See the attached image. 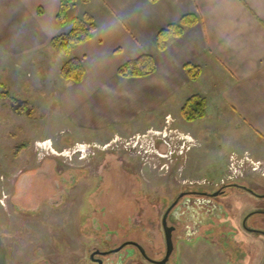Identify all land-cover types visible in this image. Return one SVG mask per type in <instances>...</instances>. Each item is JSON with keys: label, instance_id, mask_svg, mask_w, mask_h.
I'll list each match as a JSON object with an SVG mask.
<instances>
[{"label": "rangeland", "instance_id": "1", "mask_svg": "<svg viewBox=\"0 0 264 264\" xmlns=\"http://www.w3.org/2000/svg\"><path fill=\"white\" fill-rule=\"evenodd\" d=\"M80 12L78 7L70 16L80 15ZM67 60L66 55L51 47L22 57H10L0 49L1 88L28 101L33 108L31 114L18 115L10 100L0 98V256H6L7 264H79L81 258H87L86 249L92 244L87 239L94 236L103 239L102 247L139 235L151 247L164 245L165 236L158 225L146 218L155 212L143 185L152 189L149 191L165 186L168 166L163 167L164 159L153 160L154 155L144 156L138 148L122 144L131 140L134 132L121 136L118 143H111L109 138L98 141L91 136L72 134L65 126L67 121L59 105V87L62 89L67 82L71 83L61 76V68ZM211 112L213 114L214 110ZM227 113L219 115L218 122L212 120L213 124L199 121L190 125L193 129L187 130L186 137L193 138L196 146L191 153L187 152L185 163L182 162L184 166H189V157L196 155L202 159L199 169L202 175L214 174L210 168H216L225 177L229 170L234 172L230 168L231 155L237 154L238 158L250 155L259 160L254 157L256 142L247 134V128H221ZM158 115L144 113L142 119L165 127L167 118L163 121V115ZM186 122L181 117L177 123L173 119L168 126L177 129L181 124H188ZM148 130L143 129L141 133ZM46 139H50L46 145L58 151L73 147L77 142L97 141L101 147L87 160L79 158L78 153L73 160H68L69 157L54 150L37 149V141ZM104 144H108L105 149ZM242 162L237 161L238 171L243 165L253 171L250 161ZM131 163L139 167L136 172L131 171ZM183 165H179L181 169L175 175L180 180L185 177ZM253 173L254 180L264 184V168ZM129 216L133 217L132 221ZM137 216L144 218L141 224ZM189 227L188 234H193L195 226ZM108 230L112 237L105 243ZM212 242L215 244L206 243V246L201 242L202 256L184 247V252L176 258L180 259V264H225L229 252L221 257L218 242ZM222 243L234 249L235 257L240 252L246 253V261L238 258L232 263L264 264V241L251 242L249 249L243 239ZM125 264L133 263L128 259Z\"/></svg>", "mask_w": 264, "mask_h": 264}, {"label": "crops", "instance_id": "2", "mask_svg": "<svg viewBox=\"0 0 264 264\" xmlns=\"http://www.w3.org/2000/svg\"><path fill=\"white\" fill-rule=\"evenodd\" d=\"M60 4L0 0V49L10 57L49 50L51 39L67 30L57 19ZM78 7L80 15L74 16L90 13L99 28L73 48L86 68L82 82L67 80L71 83L59 87V105L72 134L102 141L164 129L142 119L144 113L161 114L163 121L171 115L177 123L187 99L200 94L208 103L206 117L176 128L187 134L191 124L218 122L228 112L221 128H247L256 142L254 157L264 160V0H91L78 1L70 12ZM188 14L198 23L161 51L159 30ZM143 54L155 58L153 74H118L120 66ZM188 63L201 66L198 78H190ZM188 160L187 169L199 171L201 157ZM0 264H7L6 256H0Z\"/></svg>", "mask_w": 264, "mask_h": 264}, {"label": "flooded vegetation", "instance_id": "3", "mask_svg": "<svg viewBox=\"0 0 264 264\" xmlns=\"http://www.w3.org/2000/svg\"><path fill=\"white\" fill-rule=\"evenodd\" d=\"M190 139L193 140V138ZM245 158L244 155L239 158L240 164H243L242 160ZM184 160H180L179 157L171 160L165 186L149 191L152 189L148 190V185L145 183L143 185L150 195L149 201L155 212V215L150 218L146 216V218L158 225L165 236L164 245L151 247L139 235L131 240L126 239L120 244L114 242L113 246L109 244V247H102L100 241L103 239L94 236L87 239L92 244L86 249L87 258H81L79 264H125L128 259L133 264H180V259L176 256L178 254L180 257L184 247L189 252H197L200 255L203 251L201 242H204L205 246L206 243L214 245L213 240L218 242L221 257L224 258V254L229 252V260L225 264H234L238 258L246 261V253L240 252L235 257L232 254L234 249L226 248L228 246L222 242L243 239L248 242L249 249L251 242L264 241V184L254 180V173L248 166L243 165L239 171L238 169L233 170L234 172L229 170V173L226 172L225 177H222L223 172H217L216 168H210L214 174L209 175L204 173L202 175L198 170L187 169L186 165L182 164V162L185 163ZM178 164L185 167L182 169L185 175L183 180L175 176L181 169ZM162 165L163 167L166 165L165 161ZM129 166L133 172L139 168L132 163ZM151 197L155 200L150 199ZM128 218L130 221L133 219L132 216ZM143 219V217L140 219V224ZM95 220L97 222V218ZM165 225L172 229L173 250L169 257ZM190 225L195 226L193 234L191 232L188 234ZM206 226L208 228L203 231ZM111 233L110 230L106 232L103 242L109 243Z\"/></svg>", "mask_w": 264, "mask_h": 264}, {"label": "trees", "instance_id": "4", "mask_svg": "<svg viewBox=\"0 0 264 264\" xmlns=\"http://www.w3.org/2000/svg\"><path fill=\"white\" fill-rule=\"evenodd\" d=\"M78 1L90 2L91 0H61L60 10L57 19L63 28H67L64 32L54 36L50 41V47L68 57V60L61 68V76L75 83H80L86 75V68L81 59L72 55L73 48L76 45L91 40L98 31V23L95 17L90 13L82 16H70V10ZM153 3L159 0H151ZM42 12V10H40ZM198 23L196 15L188 14L183 16L180 21L172 23L157 33L156 40L161 51L168 48L173 38L181 37L188 28ZM186 69L191 79L198 78L202 73L199 65L188 63ZM157 69V63L150 54H143L140 57L130 60L119 67L118 74L121 77H143L153 74ZM0 98L10 100L13 110L18 115L31 114L33 108L26 100L11 95L9 90L1 88ZM207 100L200 94H196L187 99L182 108V116L188 122H194L204 119L207 115Z\"/></svg>", "mask_w": 264, "mask_h": 264}, {"label": "built area", "instance_id": "5", "mask_svg": "<svg viewBox=\"0 0 264 264\" xmlns=\"http://www.w3.org/2000/svg\"><path fill=\"white\" fill-rule=\"evenodd\" d=\"M171 121V117L169 116L167 119V122L169 123ZM171 131H174V138L177 139H182V144H181V152L184 153L185 150L189 149L191 147L190 143H188L186 138V135H184L183 133L179 132L178 130H173L170 129ZM162 131L159 130H155V129H150L148 130L146 133H138V134H134L133 137L131 138V140H127L122 142V144L125 145H132L135 148L139 149V152L141 154H144L143 152V143H147L150 144L151 146H155V140L158 137V135L161 133ZM119 141H121V137L117 136L115 138H113L110 142L111 143H118ZM168 144H170L168 141H166ZM106 145L108 144H104L103 148L105 149ZM94 146H100L99 144L96 143H76L73 147H69L67 149H64L63 151H58L57 153L59 155H62L64 157H69L68 160H73V158L75 157V154L79 153V158H85L88 154L94 153V150H91ZM37 149H40L42 151H48L49 147L46 145V141L45 142H37ZM245 161H250V163L252 164V169L253 171H258L260 170V168H264V161L261 160H255L254 158L250 157V155H245ZM237 161L239 162V158L237 156V154H233L231 155V163H230V168L231 169H236V164ZM245 163V162H244ZM264 174V173H263Z\"/></svg>", "mask_w": 264, "mask_h": 264}, {"label": "water", "instance_id": "6", "mask_svg": "<svg viewBox=\"0 0 264 264\" xmlns=\"http://www.w3.org/2000/svg\"><path fill=\"white\" fill-rule=\"evenodd\" d=\"M166 229V235H167V242H168V257L171 254L173 250V238H172V229L168 228L167 225H165Z\"/></svg>", "mask_w": 264, "mask_h": 264}, {"label": "bare ground", "instance_id": "7", "mask_svg": "<svg viewBox=\"0 0 264 264\" xmlns=\"http://www.w3.org/2000/svg\"><path fill=\"white\" fill-rule=\"evenodd\" d=\"M188 138L190 139L191 137L189 136Z\"/></svg>", "mask_w": 264, "mask_h": 264}]
</instances>
